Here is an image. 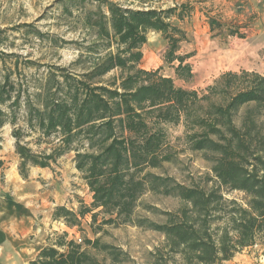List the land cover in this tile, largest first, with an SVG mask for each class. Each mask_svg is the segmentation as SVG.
<instances>
[{
	"label": "trees",
	"instance_id": "obj_1",
	"mask_svg": "<svg viewBox=\"0 0 264 264\" xmlns=\"http://www.w3.org/2000/svg\"><path fill=\"white\" fill-rule=\"evenodd\" d=\"M59 2L78 9L75 19L92 36L84 47L87 66L78 76L61 74L48 92H13L8 77L0 84V128L14 126L23 104L25 126L42 139L53 138L48 152L36 154L23 142L29 132L13 129L20 176L26 179L30 166L49 168L74 151L75 169L91 194L88 207L74 212L60 206L52 219L73 228L90 216L94 231L102 215V224L156 231L163 242L151 264H221L263 240L264 74L227 71L203 89L178 87L157 70L139 68L148 32H159L167 40L164 61L177 79L192 80L190 56L179 52L185 33L169 23L183 20L177 7L157 11L104 0ZM111 71L118 73L103 79ZM169 126L182 127L180 150L168 140ZM181 152L200 154L210 175L188 185L167 175L164 164ZM232 192L241 193V200L226 197ZM145 194L169 197L177 206L160 212V223L139 218L138 208L158 211L141 202ZM66 236L47 237L29 264H105L89 248L119 261L115 249L98 239L76 243Z\"/></svg>",
	"mask_w": 264,
	"mask_h": 264
},
{
	"label": "rangeland",
	"instance_id": "obj_2",
	"mask_svg": "<svg viewBox=\"0 0 264 264\" xmlns=\"http://www.w3.org/2000/svg\"><path fill=\"white\" fill-rule=\"evenodd\" d=\"M59 1L0 0V84L8 77L9 84L15 87L13 92H48L55 84L54 80H61V74L78 76L87 66L82 64L84 59L88 60L84 47L89 45L92 36L87 37L84 28L75 19L78 9L74 6L65 8ZM104 1L135 10L161 11L177 7L175 14H181L183 20L174 17L169 23L185 33L186 41L180 44L179 52L190 56L187 62L192 66V80L184 82L177 79L172 65L164 61L167 40L159 32H148L141 47L139 68L157 70L161 75L172 78L178 87L203 89L227 71L246 70L264 74V0ZM102 10L106 11V8L102 7ZM117 73L111 71L103 79ZM24 96L22 93L21 99ZM23 106L18 111L14 126L7 123L0 128V161L3 162L0 197L20 204L24 211L30 212L24 214L35 219V224L33 233L25 237L27 248H31L32 252L25 251L12 257L7 264H29L46 244L47 237L57 239L64 233L67 234L66 240L79 243L80 239H98L101 244L115 249L119 261H112L103 253L86 248L89 254H95L105 264H151L154 251L163 242V236L156 231L132 224H102V215L97 217L94 231L89 227L90 216L81 219L80 226L73 228L66 226L62 220L52 219L57 207L63 206L74 212L82 206L88 207L91 194L75 169L74 151L65 153L49 168L30 166L26 179L20 176L19 158L15 154L12 137L14 128L20 127L29 132L23 142H30L28 147L36 154L42 150L48 152L54 144L50 143L53 138L42 139L38 132L25 126ZM260 122L264 130V116ZM167 135L172 146L180 150L182 127H167ZM164 170L178 183L188 185L191 181L202 182L209 176L210 164L200 154L181 152L174 162L164 164ZM226 197L241 200L242 194L232 192ZM141 202L158 211L147 212L138 208V217L155 223L163 221L160 212L177 206L176 200L161 195L145 194ZM221 264H264V239Z\"/></svg>",
	"mask_w": 264,
	"mask_h": 264
},
{
	"label": "crops",
	"instance_id": "obj_3",
	"mask_svg": "<svg viewBox=\"0 0 264 264\" xmlns=\"http://www.w3.org/2000/svg\"><path fill=\"white\" fill-rule=\"evenodd\" d=\"M24 213L30 212L24 211L13 199L0 197V264H7L8 259L25 251L32 252L27 248L25 237L33 233L35 219Z\"/></svg>",
	"mask_w": 264,
	"mask_h": 264
}]
</instances>
